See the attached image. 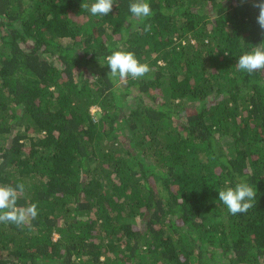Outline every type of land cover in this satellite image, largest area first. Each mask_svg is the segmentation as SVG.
I'll return each mask as SVG.
<instances>
[{"label":"trees","instance_id":"obj_1","mask_svg":"<svg viewBox=\"0 0 264 264\" xmlns=\"http://www.w3.org/2000/svg\"><path fill=\"white\" fill-rule=\"evenodd\" d=\"M92 2L0 0V185L38 212L0 223V264H264V70L235 66L264 41L255 0ZM117 50L151 71L110 80Z\"/></svg>","mask_w":264,"mask_h":264},{"label":"clouds","instance_id":"obj_2","mask_svg":"<svg viewBox=\"0 0 264 264\" xmlns=\"http://www.w3.org/2000/svg\"><path fill=\"white\" fill-rule=\"evenodd\" d=\"M114 0H93L91 4L82 3L81 8L86 9L93 16H107L113 8ZM253 7L257 8L258 15L256 21L264 36V0H255ZM128 11L137 20H144L152 16V9L147 0H132ZM150 24H146L144 30L149 31ZM227 54V52L225 53ZM100 60V59H99ZM103 67L107 65L110 71L108 78L115 81H126L129 77L133 80L141 79L148 74L151 69L147 63H141L132 52L113 51L107 55L105 62L100 61ZM239 71L251 75L264 70V41L254 45L251 51L240 55L235 64ZM24 192V185H0V223H11L17 227L29 224L38 215L37 206L31 204L27 207H18L19 195ZM218 199L226 206L227 211L232 215L247 213L256 200V190L245 182L241 181L234 187H226L218 190Z\"/></svg>","mask_w":264,"mask_h":264},{"label":"rangeland","instance_id":"obj_3","mask_svg":"<svg viewBox=\"0 0 264 264\" xmlns=\"http://www.w3.org/2000/svg\"><path fill=\"white\" fill-rule=\"evenodd\" d=\"M98 108L97 107H93L92 108V111L94 112V114H98L97 112H98ZM55 237H57V235H55Z\"/></svg>","mask_w":264,"mask_h":264}]
</instances>
